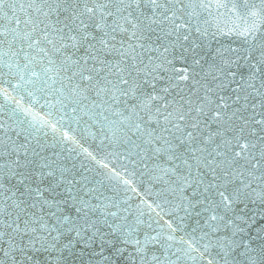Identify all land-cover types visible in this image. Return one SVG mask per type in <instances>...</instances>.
I'll return each mask as SVG.
<instances>
[{
	"label": "snow or ice",
	"instance_id": "6c2138e0",
	"mask_svg": "<svg viewBox=\"0 0 264 264\" xmlns=\"http://www.w3.org/2000/svg\"><path fill=\"white\" fill-rule=\"evenodd\" d=\"M0 264H264V0H0Z\"/></svg>",
	"mask_w": 264,
	"mask_h": 264
}]
</instances>
